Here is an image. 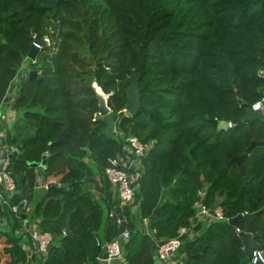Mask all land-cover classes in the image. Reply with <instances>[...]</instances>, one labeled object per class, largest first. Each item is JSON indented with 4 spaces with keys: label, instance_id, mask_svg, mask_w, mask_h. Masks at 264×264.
Returning <instances> with one entry per match:
<instances>
[{
    "label": "trees",
    "instance_id": "16d2710c",
    "mask_svg": "<svg viewBox=\"0 0 264 264\" xmlns=\"http://www.w3.org/2000/svg\"><path fill=\"white\" fill-rule=\"evenodd\" d=\"M36 35L48 43L33 63ZM26 59V71L40 78L17 84V116L0 128V141L17 149L7 154L8 170L32 207L30 221L39 219L38 232L52 236L42 264H100L104 250L95 239L119 238L117 205L130 230L125 264H155L154 250L180 227L188 231L178 264H240L246 254L235 228L244 222L228 219L242 212L260 211L251 232L264 251V117L242 119L264 93V0H0V106ZM134 76L141 106L131 116L125 91ZM93 84L107 95L102 119H95ZM221 120L230 125L218 128ZM129 136L150 144L139 158L135 211L119 204L104 173ZM252 140L263 143L248 150ZM243 153L245 181L233 160ZM43 157L45 168L30 165ZM38 171L47 183L68 186L37 197ZM174 184L170 203L163 190ZM198 190L225 218L200 220L191 237ZM2 209L8 227L0 225V264H25L16 233L24 220Z\"/></svg>",
    "mask_w": 264,
    "mask_h": 264
},
{
    "label": "built area",
    "instance_id": "2783aa9c",
    "mask_svg": "<svg viewBox=\"0 0 264 264\" xmlns=\"http://www.w3.org/2000/svg\"><path fill=\"white\" fill-rule=\"evenodd\" d=\"M34 63V58L30 59ZM28 77V71H26V65L23 63L20 67V70L17 74V84L23 81ZM16 88L15 85L12 84V87ZM11 87V91L13 88ZM107 98V95H105ZM13 100V97H11ZM7 101L5 103H13V101ZM259 104L260 107L256 108L255 105ZM253 110H264V93L260 99L256 100L251 106ZM1 120V119H0ZM115 130V128H114ZM115 132H117L115 130ZM127 143L124 144L123 150L121 154H118L115 157L108 158V164L104 169V173L111 183V185L116 189L119 204L120 205H128L132 211L136 210L137 201H136V190L140 181V173H137L138 165L141 166L139 158L144 155L148 149L150 148L149 143L141 142L135 136H129L126 138ZM0 148H4L5 152L0 150V182H4L6 184V189L10 192L14 190H18L16 187V182L11 176L8 166L9 160L7 157V147L1 144ZM45 155H49V151H44ZM137 173V174H135ZM57 182L55 179L51 180ZM47 185V182L45 183ZM204 190L197 191V199L194 205L197 207L198 211L196 213L197 218H201V216H210L211 210L214 213V216L217 219H224L225 217L222 214V210L220 207L208 208L203 203ZM16 195L11 193L9 196L8 206L11 212L17 216L21 213H26L29 209V204L27 198L21 196V199L17 203H11L12 197ZM6 203V197H0V204L2 205ZM113 211L110 212V215ZM247 212H242L241 214H246ZM25 221V220H24ZM25 223V222H24ZM188 229L186 227H180L177 230L175 236L169 238L163 243L157 246V260L161 262H168L170 260V256L173 252H175L182 244L181 236L186 233ZM237 234H241L243 230H240L238 227L235 228ZM31 236L38 242L37 253L38 255L43 256L46 252L48 244L52 242V236L49 233H40L37 229H32ZM130 230L128 228H124L122 233L119 235V238L113 239L107 242H100L98 238H96V244L104 250V256L100 258L104 260L106 264H111L112 260L116 258L117 261H121L125 264V260L123 258V247L122 244L129 239ZM45 256V255H44ZM249 263L251 264H264V251L263 249H253L251 254L249 255Z\"/></svg>",
    "mask_w": 264,
    "mask_h": 264
},
{
    "label": "water",
    "instance_id": "95a60500",
    "mask_svg": "<svg viewBox=\"0 0 264 264\" xmlns=\"http://www.w3.org/2000/svg\"><path fill=\"white\" fill-rule=\"evenodd\" d=\"M48 43V40L46 38H41L39 35H36L34 38V42L31 45V48L29 50L28 53V57L29 58H34L39 50V48L45 44ZM98 65V64H97ZM38 77V71L36 70H30L28 72V79H34ZM40 78V76L38 77ZM138 76H134L131 79V82L128 86V88L125 91L126 94V111L129 115L134 116L137 114L140 106H141V101H140V89L138 86ZM93 88L96 92V97L98 99L99 102V107H100V112L96 114L95 119H102L106 114H108L110 112V108L107 106L106 103V97L104 96V93L101 91H99L98 87L96 86V84H93ZM264 117V110H253L251 109V107H246L245 108V114L242 117V119L244 120H261ZM1 123V120H0ZM230 125L229 122L221 120L218 122V128H227ZM257 143H263V141H255L252 140L248 150H250L254 145H256ZM247 157V153H243L239 156H234L233 160L238 164L239 169L241 174L243 175V181L246 180L245 177V171H244V162L246 160ZM46 157H43L42 160H40L39 162H31L30 165L33 167H40V168H45L46 166ZM51 186H58V187H62L65 188L68 186V183H58V182H54L51 181L50 183L47 184V188L51 187ZM16 194V195H20V196H24V189L20 188L19 190H14L12 192H10L9 190H5L4 194L7 198V201H9V196L10 194ZM0 210H1V204H0ZM115 212L118 214V220H119V225H118V235H120L122 233V231L124 230V228L126 227V222L124 219V216L122 214H120L119 212V207L118 205L115 208ZM212 215H214L213 211H210ZM260 213V211L254 212V213H246V214H237L236 216L229 218L228 222L229 223H234L238 220H242L244 222V229L243 232H241L240 236L242 239V245H243V251L245 252L246 256L241 260L240 264H249V255L251 254L253 249H261V245L254 241V236L251 232V224L254 221L255 217ZM27 215L25 213H21L20 217L21 218H25ZM200 226V222H198L195 227L194 230H197V228ZM37 229V228H36ZM69 226H66L65 229V233H69ZM149 234L151 237L154 238V232L153 230H149ZM34 245L36 248H38V242L36 240H34ZM53 247V243L50 242L48 244V247L46 249V252L44 253V255H46L50 249ZM153 260H157V249L154 250L153 252ZM117 260L116 258H114L111 262V264H116ZM100 264H106L104 260H100Z\"/></svg>",
    "mask_w": 264,
    "mask_h": 264
},
{
    "label": "crops",
    "instance_id": "0c3cea01",
    "mask_svg": "<svg viewBox=\"0 0 264 264\" xmlns=\"http://www.w3.org/2000/svg\"><path fill=\"white\" fill-rule=\"evenodd\" d=\"M11 87H12V85L10 86V88L8 90V94H7L5 100L2 103V105H6L5 114L2 115L1 108H0V119H1V122H2V125H0L1 126L0 128H3V129L9 127L11 125V123L14 121V119L16 118V116H17V113H16V111H15L13 105H12L13 103H8V104L5 103L7 101H11L12 100L11 97H13V100H12L13 102L15 100L16 88H14V86H13L12 87L13 90L11 91ZM3 129H2V131L0 133V137L4 133ZM6 147H7V151H6L7 154L9 152H14V151L17 150L15 147H9V146H6ZM0 150L2 152L3 151L5 152L4 148H0ZM142 172H143L142 165L141 166L138 165L137 173L138 174L140 173L139 174L140 177L142 176ZM137 173H135V174H137ZM45 183H46V181H45L44 177L38 171L37 172V177H36V184H35V186H36L35 187V194H36L37 197H41L44 194V188L47 187V185H45ZM174 186H175V184L173 186H171L169 188H165L163 190L164 198H166L170 203H173V200H174V198L176 196L175 191H174ZM5 190H6V184L4 182H0V197L1 198L3 196H5V194H4ZM95 194H96V197H100L102 195L98 191L95 192ZM4 206L7 207V208L9 207L7 198H6V203L3 204V207ZM3 207H1V212L3 211V209H2ZM31 209H32V207L29 206L28 211L25 213L27 215L25 218H21L20 217L22 220H25L24 221L25 223L23 222V227L18 228L16 233L21 236L22 248H23V250L26 253V263L25 264H42V262L44 261V258H45L46 255L45 256L44 255L43 256L38 255L37 248L34 245V240L35 239L31 236V231H32V229H36L37 228V223H38L39 219H35L34 221H30V219L28 217V215H29L28 213H29V211H31ZM27 218H28L29 221L27 220ZM198 220H199L198 222H200V220H201V222L208 224L209 222H212V221L218 220V219L214 215L211 214L210 216H207V215L206 216H201V218L199 217ZM118 222H119V220H118ZM146 222H147L146 220H139L138 221V228L141 229V230H146ZM201 222H200V226L197 228V230H194V229L191 230V232H190L191 237L197 236L199 229H201V227H202ZM0 225L2 226V228H7L8 227V225L5 222L4 218H0ZM118 225H119V223H118ZM4 241H5V239L2 236H0L1 246H3L5 244ZM242 247H243V245H242ZM102 257H100V258H102ZM185 257H186L185 256V252H184L183 248H181V246H180L175 252L172 253V255L170 256V260L168 262H161L159 260H156V261L159 262L158 264H178V263H181L185 259Z\"/></svg>",
    "mask_w": 264,
    "mask_h": 264
},
{
    "label": "rangeland",
    "instance_id": "374dc122",
    "mask_svg": "<svg viewBox=\"0 0 264 264\" xmlns=\"http://www.w3.org/2000/svg\"><path fill=\"white\" fill-rule=\"evenodd\" d=\"M24 63H25V65H26V69L28 68V65H29V59H26L25 61H24ZM17 79H15L14 80V82H13V85H15L16 87H17ZM105 96V95H104ZM6 105H1V113H2V115L3 114H5V112H6ZM159 262L158 261H156V263L155 264H158ZM249 264H251V263H249Z\"/></svg>",
    "mask_w": 264,
    "mask_h": 264
},
{
    "label": "clouds",
    "instance_id": "9594fccd",
    "mask_svg": "<svg viewBox=\"0 0 264 264\" xmlns=\"http://www.w3.org/2000/svg\"><path fill=\"white\" fill-rule=\"evenodd\" d=\"M255 107H256V108H259V107H260V105H259V104H257V105H255Z\"/></svg>",
    "mask_w": 264,
    "mask_h": 264
},
{
    "label": "bare ground",
    "instance_id": "6f19581e",
    "mask_svg": "<svg viewBox=\"0 0 264 264\" xmlns=\"http://www.w3.org/2000/svg\"><path fill=\"white\" fill-rule=\"evenodd\" d=\"M99 91H100V89H99ZM101 92V91H100Z\"/></svg>",
    "mask_w": 264,
    "mask_h": 264
}]
</instances>
